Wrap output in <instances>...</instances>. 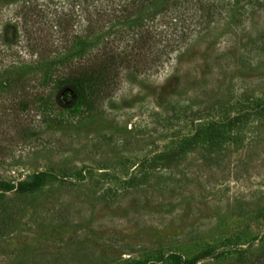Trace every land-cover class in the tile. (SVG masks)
<instances>
[{
  "label": "rangeland",
  "instance_id": "1",
  "mask_svg": "<svg viewBox=\"0 0 264 264\" xmlns=\"http://www.w3.org/2000/svg\"><path fill=\"white\" fill-rule=\"evenodd\" d=\"M122 2L0 0V264L260 252L264 0ZM86 34L98 41L75 47ZM103 51L127 62L92 112L45 82L59 62L21 68L68 52V72Z\"/></svg>",
  "mask_w": 264,
  "mask_h": 264
},
{
  "label": "trees",
  "instance_id": "2",
  "mask_svg": "<svg viewBox=\"0 0 264 264\" xmlns=\"http://www.w3.org/2000/svg\"><path fill=\"white\" fill-rule=\"evenodd\" d=\"M13 1V0H12ZM19 1V0H15ZM22 1V0H21ZM25 1V0H24ZM159 0H125L126 5L124 2L123 7L130 6V3L137 4V7H145L146 4L154 2L158 3ZM164 3V8L169 6V2L171 0H162ZM149 4V5H150ZM148 5V6H149ZM147 6V5H146ZM128 16L130 14H127ZM121 24H125L129 28H131L132 25H140L141 20L135 21H129V20H121ZM131 23V24H130ZM141 26V25H140ZM132 30V28H131ZM98 39L95 37V41L92 39H89V36L86 34V36L79 37L76 36L73 42V45L75 47H80V44H85L86 47L90 48L91 45L93 46L94 43H96ZM261 41V40H260ZM260 50L264 53V40L260 43ZM71 49V48H70ZM69 49V50H70ZM259 49V48H258ZM121 53H107L103 51L101 55H93L91 57H88L84 61V63H80V65L74 67L73 69H70L67 72L68 66L70 67V60L73 58L72 54L68 55V52L61 54V57L58 59L56 58V61H49L45 62L43 61H37L35 65H28L21 67L23 68V72H28L29 70L39 69L43 67L45 64L48 65L47 68H50V66H54L56 62L58 63V67H62L61 73L58 74L55 79H51V73L47 78L45 77V82L49 80L55 89H61L62 87L70 88L73 93L74 97L76 99V108L84 106L86 108V111L92 112L96 108L97 103L104 97L107 96L111 92V87L114 83V76L116 75V70L119 66H122L123 63L127 62L126 56L123 57L120 55ZM54 62V63H53ZM31 72V71H29ZM10 73V72H9ZM27 74V73H26ZM24 75V74H23ZM22 75V76H23ZM52 80V81H51ZM8 79H4L1 81L2 87H7L9 84ZM48 84V81H47ZM70 92V91H69ZM71 93V92H70ZM72 94V93H71ZM73 98V96H72ZM51 103V102H50ZM38 184L33 183L31 187H36ZM26 185H20V190L24 191ZM260 252L254 255V252L247 253L245 257H242L238 264H264V242L260 245L259 249Z\"/></svg>",
  "mask_w": 264,
  "mask_h": 264
},
{
  "label": "water",
  "instance_id": "3",
  "mask_svg": "<svg viewBox=\"0 0 264 264\" xmlns=\"http://www.w3.org/2000/svg\"><path fill=\"white\" fill-rule=\"evenodd\" d=\"M67 96L68 97H72V94L69 92V93H67Z\"/></svg>",
  "mask_w": 264,
  "mask_h": 264
}]
</instances>
